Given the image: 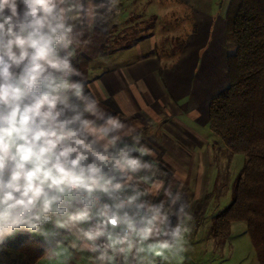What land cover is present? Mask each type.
<instances>
[{
	"label": "clouds",
	"instance_id": "obj_1",
	"mask_svg": "<svg viewBox=\"0 0 264 264\" xmlns=\"http://www.w3.org/2000/svg\"><path fill=\"white\" fill-rule=\"evenodd\" d=\"M119 4L0 0V246L22 231L48 264H183L193 215L175 173L74 64Z\"/></svg>",
	"mask_w": 264,
	"mask_h": 264
},
{
	"label": "crops",
	"instance_id": "obj_2",
	"mask_svg": "<svg viewBox=\"0 0 264 264\" xmlns=\"http://www.w3.org/2000/svg\"><path fill=\"white\" fill-rule=\"evenodd\" d=\"M178 2L185 13L173 19L171 9L155 0H120L119 14L103 26L106 30L96 29L92 44L79 52L74 64L110 112L142 127L161 168L175 173L192 215L203 218L216 194V178L208 171L226 154L210 141L208 104L228 87L224 25L229 0L216 1L213 11L198 1ZM177 28L179 36H174ZM162 34L184 41L169 65L155 51Z\"/></svg>",
	"mask_w": 264,
	"mask_h": 264
},
{
	"label": "trees",
	"instance_id": "obj_3",
	"mask_svg": "<svg viewBox=\"0 0 264 264\" xmlns=\"http://www.w3.org/2000/svg\"><path fill=\"white\" fill-rule=\"evenodd\" d=\"M225 26L228 87L211 98L209 129L225 148L247 159L230 204L212 218L209 235L225 240L233 223L247 225L258 264H264V0H229ZM173 40L174 49L184 41ZM41 240L17 232L0 246V264H38Z\"/></svg>",
	"mask_w": 264,
	"mask_h": 264
},
{
	"label": "rangeland",
	"instance_id": "obj_4",
	"mask_svg": "<svg viewBox=\"0 0 264 264\" xmlns=\"http://www.w3.org/2000/svg\"><path fill=\"white\" fill-rule=\"evenodd\" d=\"M193 1H198L199 6L209 11H213L212 9L215 6L216 1L220 2L221 0ZM155 3L161 8L168 7V9H171L172 14L170 15L173 19L176 18L178 12H181L182 14L185 13V9L180 6L178 0H155ZM151 11L155 13L158 10L151 9L150 13ZM145 27L146 26L143 28ZM130 29L131 28H128V31H126L129 34L131 31ZM171 33H174V36H179V28L176 29V32L173 31ZM174 36L172 38H175ZM162 37L163 38L160 40L155 41V51L157 55H159V58L161 57L163 63L169 65L175 60L176 51L174 48L171 49L173 40H169L165 34H162ZM121 43L126 44L125 42ZM148 45L149 44L146 42L144 48H147L146 46ZM209 136L210 141L218 145L219 149L221 148L226 154L221 157L222 159L217 167L208 171H212L213 177L216 178V182L213 184V190L216 194L213 197L214 199L210 201L209 209L203 218H196L193 215V220L191 222L192 231L188 237V251L185 253L183 264H258L250 237H248L247 225L243 222L233 223L231 226V233L225 240L219 241L211 238L209 235L212 218L230 204L232 200L233 183L241 174V169H243L247 160L244 155L235 156L234 154H231L225 148V145L222 144L223 142H221V140L215 135L210 134ZM206 169L207 168H205V171ZM40 264H48V262L44 259Z\"/></svg>",
	"mask_w": 264,
	"mask_h": 264
}]
</instances>
